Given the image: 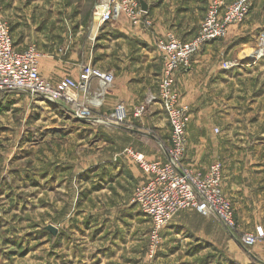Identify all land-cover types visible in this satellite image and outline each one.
<instances>
[{"label":"rangeland","instance_id":"obj_1","mask_svg":"<svg viewBox=\"0 0 264 264\" xmlns=\"http://www.w3.org/2000/svg\"><path fill=\"white\" fill-rule=\"evenodd\" d=\"M88 1L0 0V18L11 27L22 18L26 26L37 21L40 31L51 29L41 42L31 43L61 40L56 55L69 56L70 64L71 57L74 64L80 61L82 28V40L90 44L85 64L94 66V53L109 23L98 28L96 8L91 10ZM211 1L207 0L208 6ZM255 1L259 4L254 10ZM254 19L260 27L226 42L221 80L216 82L223 91L222 124L225 129L245 125V132L232 135L246 142L248 158L258 138L253 126L260 121L256 110L264 92V55L258 53L264 42V0H253L242 25ZM148 114L136 118L133 112L122 127L112 126L105 122L108 115L93 113L90 119H80L65 102H49L24 92L0 94V264H264V240L253 246L242 244L245 234L264 228V212L236 215L238 231H228L229 240L240 246L236 253L226 255L195 230L170 231L171 222L152 250L154 226L133 203L145 174L130 156V149L138 151L127 138L138 140L146 133L158 138L163 148L171 134L145 132L143 120ZM214 129L216 138L224 136L221 124Z\"/></svg>","mask_w":264,"mask_h":264},{"label":"crops","instance_id":"obj_2","mask_svg":"<svg viewBox=\"0 0 264 264\" xmlns=\"http://www.w3.org/2000/svg\"><path fill=\"white\" fill-rule=\"evenodd\" d=\"M140 1L146 4L149 16L153 20L154 25L151 29L136 26L122 16L109 23L102 31V37L99 40L101 45L94 53V66L113 73L116 80L104 100L105 104L102 108L96 109L95 114L108 115L118 104L123 103L128 115L131 116L135 108L144 103L148 96L157 95L163 69V60L157 49V41L171 31L183 40L192 39L198 32L208 6L207 0ZM232 1L225 0L227 4ZM99 2V0H90L88 5L94 11ZM258 4L259 2L255 1L254 10ZM82 16L83 14H80V20ZM254 21L256 22L249 21V24L245 26L231 27L225 41H217L205 46L193 59L191 69L177 75L178 90L182 93L184 104L191 112L184 164L193 170L207 172L214 162L218 160L223 162V190L233 203L236 218L239 216H236L237 214L244 212H264V92L256 110L261 115L260 121L253 126V132L258 138L252 146L253 156L248 158L244 156L246 142L232 135L245 132V125L237 123L225 129L226 126L222 124L219 103H221L223 91L216 82L221 80L218 76L222 74L221 55L227 49L226 42L246 37L250 31L261 26L259 20L254 19ZM34 22L36 23L26 26L27 23L22 18L15 20L12 33L17 49L23 51L31 45H36L31 41L36 40V43L46 37H44L45 33L51 32V29L40 31L37 21ZM195 22H199V25ZM195 27L197 29L192 31ZM81 29L80 61L76 64L73 57H71L73 63L70 64L66 62L69 56L63 59L62 54L61 59L56 55L58 45H62L61 40L59 43H51L47 38L45 44L36 45L43 54L39 69L46 80L57 83L65 76L72 75L71 77L78 78V67L89 59L90 51L88 40H82L84 32ZM57 30L58 28L55 31L52 30V35L56 34ZM93 88L97 89L96 83L93 84ZM148 111L149 114L143 120L147 127L145 132L153 130L162 137L170 135V126L163 107L160 104H154L148 108ZM256 111H254L255 115ZM215 124L222 125L224 136L221 135L220 139L214 134ZM142 136L138 140L127 138V142L150 161L165 160L166 154L158 138L148 136L146 133ZM121 137L124 138V136ZM250 159L251 162H249ZM248 164L252 165L251 169ZM147 180L145 175L142 185ZM258 222L261 223V221ZM180 228L195 230L199 235L210 239L214 245H218L226 252V255L239 251L238 243L229 240L228 231L216 217L213 219L196 211L180 212L173 218L167 229L177 231Z\"/></svg>","mask_w":264,"mask_h":264},{"label":"built area","instance_id":"obj_3","mask_svg":"<svg viewBox=\"0 0 264 264\" xmlns=\"http://www.w3.org/2000/svg\"><path fill=\"white\" fill-rule=\"evenodd\" d=\"M252 3L253 0H234L230 4L212 0L199 31L192 39L183 40L171 31L157 41V49L163 60L159 91L136 107L134 116L143 117L148 108L156 103L163 107L171 132L169 144L162 145L166 159L150 161L144 154L129 150L130 156L148 178L138 188L133 203L154 226L152 250L160 242L162 231L178 213L185 210L214 216L230 233L238 231L233 203L223 190V163L217 161L208 172L202 173L186 167L183 162L191 115L178 90L177 75L191 69L193 59L205 46L226 38L231 27L241 26L250 15ZM96 16L98 28L122 16L146 29L154 25L140 0H101L96 7ZM258 53L264 55V42ZM42 56L36 45L23 51L17 49L11 25L0 18V94L24 92L43 97L49 102H65L72 106L80 119H90L96 109L102 108L116 80L113 73L83 64L77 79L65 77L58 84H53L40 73ZM94 83L97 89L92 91ZM127 115L125 104L120 103L105 118V122L122 127ZM261 240H264V228L258 227L253 233L243 236L242 244L253 246Z\"/></svg>","mask_w":264,"mask_h":264},{"label":"water","instance_id":"obj_4","mask_svg":"<svg viewBox=\"0 0 264 264\" xmlns=\"http://www.w3.org/2000/svg\"><path fill=\"white\" fill-rule=\"evenodd\" d=\"M141 5H142V8H143L144 10H147V6H146V4H145L144 2H142ZM50 229H52V227H50ZM52 230H53V229H52Z\"/></svg>","mask_w":264,"mask_h":264},{"label":"trees","instance_id":"obj_5","mask_svg":"<svg viewBox=\"0 0 264 264\" xmlns=\"http://www.w3.org/2000/svg\"><path fill=\"white\" fill-rule=\"evenodd\" d=\"M13 93V92H12Z\"/></svg>","mask_w":264,"mask_h":264}]
</instances>
